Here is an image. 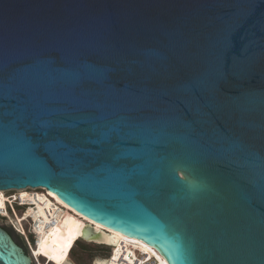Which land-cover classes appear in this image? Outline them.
I'll return each instance as SVG.
<instances>
[{"label": "water", "instance_id": "95a60500", "mask_svg": "<svg viewBox=\"0 0 264 264\" xmlns=\"http://www.w3.org/2000/svg\"><path fill=\"white\" fill-rule=\"evenodd\" d=\"M27 187L169 264H264V0H0V189ZM0 264H33L1 225Z\"/></svg>", "mask_w": 264, "mask_h": 264}, {"label": "built area", "instance_id": "2783aa9c", "mask_svg": "<svg viewBox=\"0 0 264 264\" xmlns=\"http://www.w3.org/2000/svg\"><path fill=\"white\" fill-rule=\"evenodd\" d=\"M42 188L27 187L25 190H6L4 191L5 205L0 208V218L7 222L13 231L22 238L33 264L49 263V258H46L41 253L37 254L35 248L38 249L39 247L40 230L44 227L46 230L51 229L59 221L58 212H48L46 213L47 217L38 213L36 202L38 196L39 194H44L45 191L47 192V190ZM29 209H32L33 213L27 214ZM98 251L91 264H98V259L100 258L110 260L113 264H159L157 259L145 257V254L139 251H136V254H131L124 250L118 255H115L111 250L107 255L101 254L105 250Z\"/></svg>", "mask_w": 264, "mask_h": 264}, {"label": "bare ground", "instance_id": "6f19581e", "mask_svg": "<svg viewBox=\"0 0 264 264\" xmlns=\"http://www.w3.org/2000/svg\"><path fill=\"white\" fill-rule=\"evenodd\" d=\"M13 189L16 190V188H13ZM42 189L47 190L46 188H42ZM8 190H10V189H8ZM18 190H25V188L18 189ZM4 191H6V190L0 189V193H4ZM44 194H46L49 201H54L56 204L63 206V208L68 210V211L73 210V211H75V213H77V215H81V217H83V219L89 220V221H86V223H83L77 217L72 216L71 214H69L65 210L59 209L56 207L55 204H52L53 212H58L59 221L57 224L59 225V227L64 232L70 233L72 235H78L79 239H81L82 237H85L84 236L85 235L84 234L85 229L87 228V226L89 224H91L98 231V234L96 236H94V239L96 240L97 243L90 241L91 239L88 237H87L88 240H84V239H81V240H83L87 243H95V244L106 243L108 246L113 247V253L115 255H118V253H120L121 251H124V250H127V252L131 253V254H136V251H139L141 253H144L145 257L157 259V261H159V264H169L167 262V260L154 247L146 244L145 242H143L139 239L126 236V235H124L118 231L109 229L105 226H102L101 224L95 223L91 219L83 216L82 214H80L79 212L74 210L72 207H70L66 202H64L61 198H59L55 193H53L50 190H47V192L45 191ZM41 195L42 194H39L37 201H41ZM57 199L60 202H62L63 204H65L66 206L59 203L57 201ZM3 203H4V200H3ZM4 205H5V203H4ZM51 212H52V210H51ZM91 222H93V223H91ZM95 224L97 225V227ZM51 229L46 230V228L44 227L43 229L40 230V232L41 231H49ZM43 238L44 237L41 234L39 247H38V249L35 248V250L37 251L36 252L37 254L41 253L46 258H49V257H47V255H45L43 252L40 251V244H41V241ZM75 242L73 244H75ZM42 263L43 262H41L40 264H42ZM43 264H45V263H43ZM61 264H66V263L61 261ZM104 264H113V262L110 260H105Z\"/></svg>", "mask_w": 264, "mask_h": 264}, {"label": "flooded vegetation", "instance_id": "af4514ba", "mask_svg": "<svg viewBox=\"0 0 264 264\" xmlns=\"http://www.w3.org/2000/svg\"><path fill=\"white\" fill-rule=\"evenodd\" d=\"M57 201L61 203L62 205L66 206L62 202H60L58 199ZM52 204H55L57 208L65 210L69 214H71L74 217H77L81 222L86 223V221H89L88 219H83L81 215H77L75 211L71 210L68 211L63 208V206L56 204L54 201H49L46 194L41 195V201H37V207H38V213H41V215H44L47 217L46 213L53 212ZM32 209L28 210V214L33 213ZM93 223V222H91ZM96 225V224H95ZM97 227V225H96ZM12 236L13 233L11 230L5 228ZM42 236L44 237L40 244V251L43 252L47 257L51 259L49 263L45 264H61V261L66 264H74L71 260H69L65 255L64 252L67 251V249L73 245L75 241L79 239L78 235H72L70 233L64 232L59 225L57 224L55 227H53L49 231H41L40 232ZM15 239V237L13 236ZM16 240V239H15ZM17 241V240H16ZM20 245H22L19 241H17ZM23 246V245H22ZM24 247V246H23ZM25 249V248H24ZM112 252L113 247L111 246ZM105 260L107 259H98V264H104ZM43 264V263H42Z\"/></svg>", "mask_w": 264, "mask_h": 264}, {"label": "rangeland", "instance_id": "374dc122", "mask_svg": "<svg viewBox=\"0 0 264 264\" xmlns=\"http://www.w3.org/2000/svg\"><path fill=\"white\" fill-rule=\"evenodd\" d=\"M3 200H4V193H0V208L4 207ZM0 225L3 226L4 228L10 229L15 239L19 241L25 247V244L22 238L19 235H17V233L13 231L11 226L1 218H0ZM98 250L99 251L105 250L101 253L103 255H107V253L110 250L112 252L111 247L108 245H96L95 243H87L81 239H78L75 242V244L71 245L67 249V251L64 252V255L69 260H71L74 264H91V262L95 259V255ZM100 259H104V258H100ZM49 261H51L50 258H49Z\"/></svg>", "mask_w": 264, "mask_h": 264}, {"label": "trees", "instance_id": "16d2710c", "mask_svg": "<svg viewBox=\"0 0 264 264\" xmlns=\"http://www.w3.org/2000/svg\"><path fill=\"white\" fill-rule=\"evenodd\" d=\"M8 229V228H7ZM10 230V229H9ZM25 248V250H26V252H27V248L26 247H24Z\"/></svg>", "mask_w": 264, "mask_h": 264}]
</instances>
